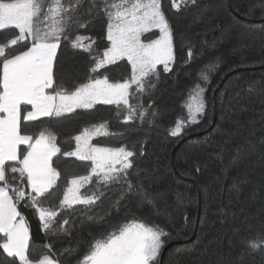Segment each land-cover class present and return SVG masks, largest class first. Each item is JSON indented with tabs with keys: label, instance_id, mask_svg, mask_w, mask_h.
<instances>
[{
	"label": "trees",
	"instance_id": "trees-1",
	"mask_svg": "<svg viewBox=\"0 0 264 264\" xmlns=\"http://www.w3.org/2000/svg\"><path fill=\"white\" fill-rule=\"evenodd\" d=\"M161 10L173 29L175 61L170 72L160 67L155 87L142 93L140 104L148 112L143 122H125L122 107L96 105L31 122L27 128L30 133L50 129L66 152L74 150L73 137L83 128L106 121L114 135L93 143L125 146L135 153L127 179L143 186L149 202L143 194L121 197L123 180L105 188L94 177L81 191L90 195L94 186L100 188L103 195L94 205L59 208L67 179L87 174L90 162L58 155L53 162L61 178L41 199L59 214L45 231L47 244L29 245L30 258L48 253L59 264H79L94 240L135 217L174 234L159 264H264V250L249 247L264 234V0H196L179 10L172 0H161ZM79 32L95 41L96 52L109 44L104 17ZM7 38L0 34V40ZM212 61L218 66L205 84L197 74ZM90 66L87 53L62 43L56 80L71 87L85 80ZM100 71L110 81L122 82L130 75V65L122 60ZM197 84L206 88L204 113L198 123L173 136L177 122L187 119ZM0 264L19 262L0 249Z\"/></svg>",
	"mask_w": 264,
	"mask_h": 264
},
{
	"label": "snow or ice",
	"instance_id": "snow-or-ice-1",
	"mask_svg": "<svg viewBox=\"0 0 264 264\" xmlns=\"http://www.w3.org/2000/svg\"><path fill=\"white\" fill-rule=\"evenodd\" d=\"M181 3L195 5L196 0H172L177 10ZM82 4L83 0H0V34L8 36L0 40V249L19 264H59L48 253L30 258L29 227L19 203L26 201L24 207L34 209L42 227L51 229L59 209L46 207V200L41 198L61 178L53 162L58 155L90 162L87 174L67 179L59 208L94 205L103 195L100 188L94 186L90 195L81 192L94 183V177L95 184L105 188L123 180L121 197L143 194L145 202H149L143 186L127 179L135 153L125 146L92 143L96 137L114 135L106 121L83 128L73 137L74 150L66 152L61 151L50 129L27 131L31 122L78 109L91 110L96 105H115L117 109L123 106L127 111L125 122L134 118L143 121L147 109L139 103L131 104L130 96L133 91L145 92L146 84L155 87L149 78L159 79L158 66L162 65L164 72L172 71L174 35L161 10V0H89V20L83 19ZM99 14L105 18L109 42L102 53L94 51L95 41L90 36L79 32L87 28L92 16ZM8 30L14 31L9 34ZM148 33L151 35H145ZM62 42L87 53L91 65L85 80L71 87L57 82L54 73ZM17 45L19 49L8 50ZM192 55L189 48L187 57L191 59ZM122 60L130 65V75L122 82L110 81L107 73L100 71ZM217 66L216 61L209 62L198 71V78L210 83V73ZM195 87L197 102L187 105V119L177 122L171 130L173 136H179L187 124L198 123V116L204 113L206 88L199 84ZM151 203L155 206L154 201ZM173 235L158 224L133 217L94 240L79 264H159L161 251ZM249 247L264 250V234L250 241Z\"/></svg>",
	"mask_w": 264,
	"mask_h": 264
},
{
	"label": "water",
	"instance_id": "water-1",
	"mask_svg": "<svg viewBox=\"0 0 264 264\" xmlns=\"http://www.w3.org/2000/svg\"><path fill=\"white\" fill-rule=\"evenodd\" d=\"M26 201L20 202V208L22 210V215H24L26 221L28 222L31 242L34 244H47V238L42 225L40 224L38 218L35 215L34 210L29 207H24Z\"/></svg>",
	"mask_w": 264,
	"mask_h": 264
},
{
	"label": "rangeland",
	"instance_id": "rangeland-1",
	"mask_svg": "<svg viewBox=\"0 0 264 264\" xmlns=\"http://www.w3.org/2000/svg\"><path fill=\"white\" fill-rule=\"evenodd\" d=\"M176 2H177V3H180V0H176ZM182 5H183V3H181V6H182ZM88 8H89V0H83V4H82V6H81L80 11H81V14H82V16H83V19H85V20H89V17H88V15L86 14ZM102 17H104L102 14L94 15V16L91 17L90 22H92V21H94V20H97V19H99V18H102ZM145 35H149V36H150L151 33H148V34H145ZM119 62H120V61H119ZM108 66H109V65H108ZM160 67H163V66H162V65H161V66H158L157 70H158ZM149 79H150L152 82H154V80H155L154 77H150ZM134 88H135V86H133V89H134ZM146 88H147V84H146ZM197 93H198V90H197V92L193 95V97H196V99H193V97H192V98L189 100L188 105H189V104L194 105V104L197 102V99H198V97H197ZM141 96H142V93H135V92L133 91L132 96H130V103L133 104V105H136L137 103L140 104ZM121 107L123 108V106H121ZM123 109H124V108H123ZM78 110H83V109H78ZM124 111H125V116H126V115H127V111H126V109H124ZM138 112H139V109H138ZM198 118H199V116H198ZM144 119H145V117H144ZM144 119H143V121H144ZM135 121L143 122V121H141L140 119H135V118H134L133 120H131V121H127V122H135ZM100 137H102V136H99V137L94 138L93 141H92V143L94 142L95 139L100 138ZM93 144H94V143H93ZM81 191H82V190H81ZM78 205H81V204L73 205L72 207H74V206H78ZM66 208H69V207H66ZM53 223H54V222H53ZM43 230L46 231L44 228H43Z\"/></svg>",
	"mask_w": 264,
	"mask_h": 264
},
{
	"label": "crops",
	"instance_id": "crops-1",
	"mask_svg": "<svg viewBox=\"0 0 264 264\" xmlns=\"http://www.w3.org/2000/svg\"><path fill=\"white\" fill-rule=\"evenodd\" d=\"M63 43V42H62ZM61 43V44H62ZM61 47V46H60ZM58 52H59V50H58ZM57 55H58V53H57ZM69 114H71V113H66V114H64V115H62V116H65V115H69ZM61 117V116H60ZM42 119H46V118H42ZM37 218H38V215H37ZM56 218V217H55ZM29 227V226H28ZM2 235V234H1ZM29 235H30V230H29ZM32 242H31V236H30V239H29V245L31 244Z\"/></svg>",
	"mask_w": 264,
	"mask_h": 264
}]
</instances>
